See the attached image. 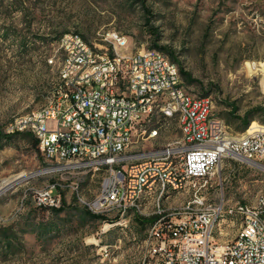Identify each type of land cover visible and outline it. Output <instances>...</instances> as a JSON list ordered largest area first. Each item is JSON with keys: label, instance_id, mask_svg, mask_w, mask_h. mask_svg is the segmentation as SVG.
Segmentation results:
<instances>
[{"label": "rangeland", "instance_id": "obj_1", "mask_svg": "<svg viewBox=\"0 0 264 264\" xmlns=\"http://www.w3.org/2000/svg\"><path fill=\"white\" fill-rule=\"evenodd\" d=\"M70 32L101 45L105 33H120L126 53L162 52L190 74L180 75L189 93L211 98L229 138L264 125V0H0V134L49 103L59 71L48 60ZM179 137L173 122L167 140L145 150ZM212 173L218 199L255 207L264 198V163L227 159ZM103 176L46 160L27 134L1 138L0 264H137L134 235L144 237L151 216L114 225L78 200L93 199ZM54 184L60 212L37 205V192Z\"/></svg>", "mask_w": 264, "mask_h": 264}, {"label": "built area", "instance_id": "obj_2", "mask_svg": "<svg viewBox=\"0 0 264 264\" xmlns=\"http://www.w3.org/2000/svg\"><path fill=\"white\" fill-rule=\"evenodd\" d=\"M63 37L69 67L62 88L45 107L16 117L7 132L30 133L39 154L63 169L103 172L93 199L77 195L90 213L114 225L151 216L144 237L134 235L142 248L137 264H264V198L255 207L229 204L211 181L227 159L264 163V125L254 122L240 139L229 138L210 97L190 102L173 68L146 48L120 54V33H105L102 45L76 32ZM173 122L180 137L145 150L167 140ZM57 186L38 191L37 205L60 208ZM179 195L186 199L172 206Z\"/></svg>", "mask_w": 264, "mask_h": 264}, {"label": "bare ground", "instance_id": "obj_3", "mask_svg": "<svg viewBox=\"0 0 264 264\" xmlns=\"http://www.w3.org/2000/svg\"><path fill=\"white\" fill-rule=\"evenodd\" d=\"M63 44H64V37L62 36L60 38V40L58 41V48L55 52V55L53 56L54 62H56L55 66L58 65V71H59V86H58V88H62L61 75L64 74L66 71H68V67H69L68 50H64ZM127 49H128V41L124 37V43H122L120 45V54H129V53H126ZM148 53H150L151 55H159L161 57V60L165 61V64L167 65L168 68H173L174 79L176 81H178L181 84V86H183L182 79H181V76L179 73V69L175 63H173L162 52L151 51ZM48 63L50 65V59L48 60ZM72 78L81 79V71H72ZM190 102H198V96L190 94ZM212 105H213V102H212ZM36 111H33L31 113H35ZM161 113H171V109H161ZM254 125H255V123L253 124V126Z\"/></svg>", "mask_w": 264, "mask_h": 264}, {"label": "trees", "instance_id": "obj_4", "mask_svg": "<svg viewBox=\"0 0 264 264\" xmlns=\"http://www.w3.org/2000/svg\"><path fill=\"white\" fill-rule=\"evenodd\" d=\"M159 49H162V48H159ZM179 72H180V75L184 76L186 79H188V80L190 79V74H188V73H186V72H184L183 70H180V69H179ZM234 110H235V108H234ZM245 122H246L245 124L247 125L248 124V121H245ZM18 134H27V135L31 136L34 139V146L38 150V141L30 133H13L12 135H18ZM12 135L10 133H7V134H2L1 133L0 134V139L3 138V137L10 138V137H12ZM62 204L64 205V203H62ZM39 207H44V206H39ZM44 208L50 209V210H53V211H56V212L62 211V207H60L58 209L57 208H49V207H44ZM88 213H89L90 217H92L93 219L102 220V221H105L107 223H114V222H116V221H111L110 219L105 218L103 216L94 215V214L90 213L89 211H88Z\"/></svg>", "mask_w": 264, "mask_h": 264}]
</instances>
